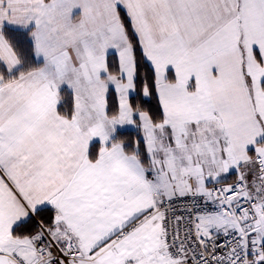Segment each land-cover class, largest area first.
I'll return each mask as SVG.
<instances>
[{"label":"snow or ice","instance_id":"obj_1","mask_svg":"<svg viewBox=\"0 0 264 264\" xmlns=\"http://www.w3.org/2000/svg\"><path fill=\"white\" fill-rule=\"evenodd\" d=\"M0 264H264V0H0Z\"/></svg>","mask_w":264,"mask_h":264}]
</instances>
